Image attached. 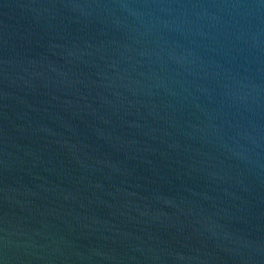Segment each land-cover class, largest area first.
Segmentation results:
<instances>
[{
  "label": "water",
  "instance_id": "1",
  "mask_svg": "<svg viewBox=\"0 0 264 264\" xmlns=\"http://www.w3.org/2000/svg\"><path fill=\"white\" fill-rule=\"evenodd\" d=\"M0 264H264V0H0Z\"/></svg>",
  "mask_w": 264,
  "mask_h": 264
}]
</instances>
